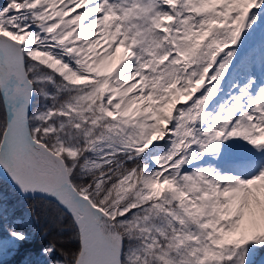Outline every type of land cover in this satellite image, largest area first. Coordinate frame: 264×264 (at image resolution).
I'll return each instance as SVG.
<instances>
[{"label":"snow or ice","instance_id":"snow-or-ice-1","mask_svg":"<svg viewBox=\"0 0 264 264\" xmlns=\"http://www.w3.org/2000/svg\"><path fill=\"white\" fill-rule=\"evenodd\" d=\"M0 112L74 237L42 264H264V0H4ZM34 239L0 203V258Z\"/></svg>","mask_w":264,"mask_h":264},{"label":"trees","instance_id":"trees-1","mask_svg":"<svg viewBox=\"0 0 264 264\" xmlns=\"http://www.w3.org/2000/svg\"><path fill=\"white\" fill-rule=\"evenodd\" d=\"M0 117H2V112H0ZM0 203L15 210L18 215L29 218L35 237L32 242L24 246L20 253L9 254L2 264H23L24 261L42 264L45 258L38 254V249L45 243V231L53 232L48 239H52L59 231L61 235L57 238L67 247H74L70 225L57 221L58 212L51 201L25 197L10 182L0 177Z\"/></svg>","mask_w":264,"mask_h":264},{"label":"rangeland","instance_id":"rangeland-1","mask_svg":"<svg viewBox=\"0 0 264 264\" xmlns=\"http://www.w3.org/2000/svg\"><path fill=\"white\" fill-rule=\"evenodd\" d=\"M4 2V0H0V3H3ZM0 173L3 175V176H5L6 178H8L7 177V175L2 171V170H0ZM9 179V178H8ZM10 180V179H9ZM14 185V184H13ZM16 188V187H15ZM5 259H7V256H5V257H3V258H0V260L1 261H3V260H5Z\"/></svg>","mask_w":264,"mask_h":264}]
</instances>
